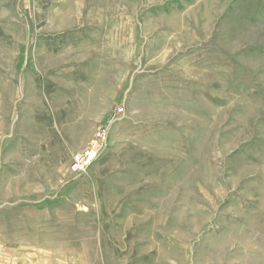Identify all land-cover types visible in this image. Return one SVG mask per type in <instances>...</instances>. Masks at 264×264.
Listing matches in <instances>:
<instances>
[{
  "label": "rangeland",
  "instance_id": "1",
  "mask_svg": "<svg viewBox=\"0 0 264 264\" xmlns=\"http://www.w3.org/2000/svg\"><path fill=\"white\" fill-rule=\"evenodd\" d=\"M0 253L264 264V0H0Z\"/></svg>",
  "mask_w": 264,
  "mask_h": 264
},
{
  "label": "built area",
  "instance_id": "2",
  "mask_svg": "<svg viewBox=\"0 0 264 264\" xmlns=\"http://www.w3.org/2000/svg\"><path fill=\"white\" fill-rule=\"evenodd\" d=\"M123 108L116 109V114L121 115ZM108 138L106 128H99L94 134L88 146L81 151L72 155L71 161L68 166V171L75 175H80L86 172L88 168L97 160L102 153Z\"/></svg>",
  "mask_w": 264,
  "mask_h": 264
},
{
  "label": "crops",
  "instance_id": "3",
  "mask_svg": "<svg viewBox=\"0 0 264 264\" xmlns=\"http://www.w3.org/2000/svg\"><path fill=\"white\" fill-rule=\"evenodd\" d=\"M4 254L0 253V264H17V263H10V260H8L9 258L7 256H3ZM6 257V258H5Z\"/></svg>",
  "mask_w": 264,
  "mask_h": 264
}]
</instances>
